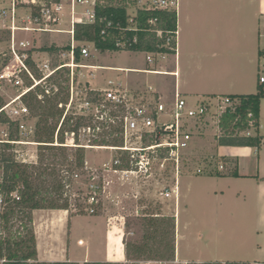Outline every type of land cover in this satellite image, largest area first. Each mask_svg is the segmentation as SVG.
I'll return each instance as SVG.
<instances>
[{
    "label": "rangeland",
    "instance_id": "obj_1",
    "mask_svg": "<svg viewBox=\"0 0 264 264\" xmlns=\"http://www.w3.org/2000/svg\"><path fill=\"white\" fill-rule=\"evenodd\" d=\"M23 10L24 8L21 12ZM58 27L70 28L67 9L64 20ZM16 34L26 39L32 36L30 31H17ZM37 34L40 35V33ZM8 36V30L0 23V39L3 46L6 45L5 39ZM78 43L90 48L91 52L89 57L81 56L80 60L76 61L75 80L81 88L87 85L101 89L108 86V81L112 80L116 84L121 82L124 85L123 88H127L130 94L151 98L153 92L148 91L147 88L151 85L158 89L164 101L174 100L172 83L168 79L164 80L161 75L163 73H146L139 70L141 68L169 69L173 65V54L168 53L167 58H159L155 55L156 62L148 64L144 51L119 49L102 52L97 50L89 40H82ZM36 44L40 48L52 47L47 51L36 52L38 61H49L53 66L70 62L68 49L65 48L70 46L68 34H42L37 36ZM170 44H173L172 41L167 43V45ZM79 64L89 66L81 67ZM119 66L122 69H116ZM127 67L133 69H125ZM69 69L71 71V68L65 67L56 74L57 84L69 76ZM258 73L264 76V59L260 63L259 70L256 71V77ZM67 84L68 82L64 83V85ZM68 89L64 86V91L59 96L46 97L40 102L41 105L48 106L57 103L65 97ZM16 93L17 90L11 86H0V96L3 100H8L9 96ZM182 95L188 96L184 92ZM30 108V115L20 119V123L26 127L20 132V139L25 142L11 144L12 146L6 151L12 153L19 163L37 165L36 176L48 166L43 177L45 180L41 186V193L58 203L68 202V210L71 214H76L72 217L70 225L71 241L75 242L81 237L86 244L90 243V236L104 225L106 218L110 225L120 226L124 230L127 259L116 263L174 264L177 217V250L181 258L200 260L201 264H264V221L260 218L264 212V140L260 151L257 148L252 151L247 150L239 145H221L219 137L222 131L217 124H214L215 118L209 117L205 125H200V123L197 125L198 128L194 127L189 147L183 154L177 205L174 197L164 198L162 196V192L174 181L175 173L171 170L167 172L156 170L155 174L147 179L137 178L131 174L122 176L104 172L109 184H107L106 191L102 195V203L96 212V214L105 216L103 217L89 214L84 210L87 205L84 198L88 173L86 167L102 171V164L117 156V151L107 148H81L85 151V162L83 167H78L75 164V154L79 148L55 146L56 149H49L41 145L44 143L38 141L35 130L42 116L37 107ZM53 122L54 119L50 118L49 123ZM262 123L263 127L260 128V132L264 135V102ZM11 130L14 132L17 130L15 124L11 125V122L0 124V138H4V133ZM249 132L256 134L253 128L249 131H242L241 134ZM102 138L107 139L108 145L120 143H115V137L107 133L98 139ZM80 142L101 144L97 142V139L91 140L89 137L81 138ZM2 145L3 143H0V147ZM229 151L240 152L245 170L258 174V177L210 176L209 173L219 169L221 165L224 166L221 169L223 172L226 171V167L231 168L236 165L235 158L227 160L223 158L226 155L223 153ZM53 154L57 156L52 157ZM47 156L53 161L46 159ZM198 169H202V172H198ZM76 174L79 176L77 177ZM2 176L3 167L0 168V181ZM59 181L62 182L63 188L57 193L56 186ZM33 212L34 210L31 212L32 218L34 217ZM22 219L13 220L12 223L15 224L13 229H19L22 235L26 236L31 227L27 225L26 218ZM77 255L81 257L83 254Z\"/></svg>",
    "mask_w": 264,
    "mask_h": 264
},
{
    "label": "built area",
    "instance_id": "obj_2",
    "mask_svg": "<svg viewBox=\"0 0 264 264\" xmlns=\"http://www.w3.org/2000/svg\"><path fill=\"white\" fill-rule=\"evenodd\" d=\"M111 1L113 5L123 6L126 9L125 26L121 21L107 20L103 16L98 19L97 6L103 5L106 0H0V23L9 32L8 38L5 39V46L0 39V86H11L17 90L15 95L9 96L8 100H3L0 105V115L3 114L9 118L15 123L19 133L22 132L26 127L20 123V119L26 118L31 113V108L26 101L27 97L33 95L38 100L44 101L46 97L57 95L60 87L55 82L56 74L65 67L71 68V71L69 69L68 100L58 103L63 114L56 128L54 141L49 144L75 148H107L118 153L112 160L102 164V171L86 167L88 173L84 198L87 205L84 210L89 214H96L98 211L102 203V195L109 184L104 172L122 176L131 174L137 178L147 179L152 177L156 170L162 172L171 170L175 173L174 181L162 192V196L174 197L177 205L180 167L183 154L187 151L193 136L192 130L194 127L198 128L197 125L200 123L205 125L209 117L215 118L214 124H217L220 129L222 114L228 107L237 105L239 100L227 95L189 100L176 91L174 100L166 102L151 85L147 88L148 91L153 92V96L146 98V96H138L139 94H130L128 89L112 80L108 81V86L101 89L87 85L81 88L75 80V50L79 46L80 55L83 57H89L91 52L90 48L78 43L80 40L76 38L77 25L101 21L104 23L101 29L103 38L111 35L113 27L137 32L143 29V26H147L152 32L161 36L163 30L158 28L159 14L173 12L178 17L181 4V0ZM66 9L70 28L62 29L58 25L63 22ZM141 12L151 13L146 18L145 24L140 22ZM17 31H30L32 36L29 39L20 38L16 34ZM37 33L40 35L68 34L70 62L53 66L49 61H38L36 54L42 50L36 44L37 36H40ZM168 35L166 45L172 41L173 44L170 45L175 43L177 52L178 28L175 34ZM127 41L123 36L116 38V44L120 48H125ZM133 41H137V35L134 36ZM145 53L148 64L156 62L155 55L159 58L168 56V53L163 52ZM79 66L89 65L79 64ZM141 70L146 73L162 72L151 68ZM260 81H264L263 75ZM163 116L167 119L162 118ZM249 117H252V113ZM68 118H71V121L79 118L82 124L77 130H71L67 124ZM249 125L250 128L243 131L254 129L252 120H249ZM115 129L118 131L113 136L119 138V144L100 146L101 144L80 142L83 137H89L92 140L106 133L112 135L111 132ZM249 134L251 133L247 135ZM4 135V138H0V143L25 142L21 139H10V132H5ZM223 168L224 166L221 165L219 169ZM198 172H202V169H198ZM76 176L79 175L76 174ZM11 195L19 199L17 192ZM4 204V194L0 191V209ZM5 261L6 259H1L0 264ZM179 262L196 264L181 261L177 257L173 261L174 264H180Z\"/></svg>",
    "mask_w": 264,
    "mask_h": 264
},
{
    "label": "crops",
    "instance_id": "obj_3",
    "mask_svg": "<svg viewBox=\"0 0 264 264\" xmlns=\"http://www.w3.org/2000/svg\"><path fill=\"white\" fill-rule=\"evenodd\" d=\"M177 28V52L172 56L173 65L169 69H159L164 80L172 83L174 94L176 91L184 92L188 95L185 97L191 100L257 91L261 75H255L264 59V0H181ZM117 84L124 87L121 82ZM263 102L264 98L260 103V128L263 127ZM261 135L264 140V135ZM240 147L251 151L257 148ZM261 147L257 150L260 151ZM223 154H226L223 156L225 160L235 158L236 165L226 167L227 172L210 170V176L258 177V174L245 170L240 152ZM234 168L239 176L232 174ZM216 171L221 175H215ZM33 214L37 258L40 261L82 264L86 261L123 262L127 259L123 228L110 225L106 218L104 225L94 231L90 243L86 244L81 237L75 242L70 240L71 220L76 214H71L68 209H35ZM260 218L264 221V212ZM177 232L176 217V257L201 264L200 260L181 258L177 250Z\"/></svg>",
    "mask_w": 264,
    "mask_h": 264
},
{
    "label": "trees",
    "instance_id": "obj_4",
    "mask_svg": "<svg viewBox=\"0 0 264 264\" xmlns=\"http://www.w3.org/2000/svg\"><path fill=\"white\" fill-rule=\"evenodd\" d=\"M98 19L103 16L107 20H113L115 22L121 21L125 26L127 14L126 9L123 6L113 5L111 0H106L103 5L97 6ZM154 14V13H153ZM151 15L150 12L140 13V22L145 24L146 18ZM159 25L158 28L163 30V34L157 35L152 32L147 26H143V29H139L137 32L131 30H120L119 27H113L111 29V35L107 38H103L101 35V29L103 22L96 21L94 24H79L77 25L76 38L80 41L89 40L94 42L95 47L104 52L106 50H135L144 52H163L169 54L176 53V45H166L168 34H175L177 30V15L173 12H162L159 14ZM168 32V33H167ZM137 35V41L134 42L133 38ZM123 36L127 39V45L125 48H120L116 44V38ZM70 49L69 46L65 47ZM52 47H42L41 50L47 51ZM76 61L81 58V49L76 47ZM69 74V72H68ZM261 77V76H260ZM259 82L257 91L254 93L247 94H229L232 98L239 100V103L233 107H228L222 114L220 120V129L222 135L219 137V143L221 145H239L260 148L263 142V136L259 133L260 130V103L264 98V81ZM69 83V76L60 80L58 85L60 92H63L64 83ZM63 99L57 103H52L48 106H42L41 101L37 97L30 95L26 101L30 107H37L40 110L42 119L40 118L36 124L35 135L38 141L46 146L45 148L56 149L54 145H50L54 141V135L59 121L62 117L63 110L58 107L59 102H67L68 92L64 95ZM3 102V98L0 96V105ZM252 113V117L249 114ZM53 118L54 122L49 123V119ZM249 120L253 121L254 129L256 134H241L243 130L250 128ZM11 122L9 118L0 115V124ZM15 124L11 122V125ZM67 124L71 130H77L82 124L81 119L71 118L67 119ZM17 129V127H16ZM118 130L115 129L111 132L112 136ZM10 139H20V133L18 129L14 132L10 131ZM115 143L120 142L119 138H114ZM101 145H107V139H97ZM11 143H3L0 147V168L3 167V176L0 181V191L4 194V205L0 209V260L6 259L3 264H80L74 261H40L37 258L35 234L33 230V218L31 212L39 208H60L68 209L69 203H58L54 199H48L41 193V186L45 179H43L45 173L48 170V166L43 168L39 173L35 169V164H24L17 162L13 154L6 151L11 147ZM53 154L52 157H56ZM46 159H51L47 156ZM53 161V160H52ZM51 161V162H52ZM85 162V151L79 148L75 154V164L78 167H83ZM31 168V169H30ZM30 169V170H29ZM214 174V173H213ZM232 174L239 176L237 169L234 168ZM215 175H221L219 171L215 172ZM41 184V185H40ZM63 184L61 181L57 183V193L61 191ZM18 193L19 199L12 196V193ZM31 211V212H29ZM25 218L28 221L27 225H30L26 236H23L19 229L14 230L15 226L14 219ZM152 220V219H151ZM5 230V233H3ZM174 249V247H172ZM32 261H29V260ZM83 264H118L116 262L109 261H86Z\"/></svg>",
    "mask_w": 264,
    "mask_h": 264
}]
</instances>
